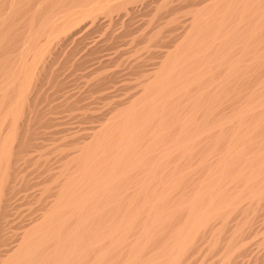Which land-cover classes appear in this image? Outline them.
<instances>
[{"label":"bare ground","instance_id":"6f19581e","mask_svg":"<svg viewBox=\"0 0 264 264\" xmlns=\"http://www.w3.org/2000/svg\"><path fill=\"white\" fill-rule=\"evenodd\" d=\"M0 264H264V0H0Z\"/></svg>","mask_w":264,"mask_h":264},{"label":"rangeland","instance_id":"374dc122","mask_svg":"<svg viewBox=\"0 0 264 264\" xmlns=\"http://www.w3.org/2000/svg\"><path fill=\"white\" fill-rule=\"evenodd\" d=\"M128 90H130V91H131L132 89H128Z\"/></svg>","mask_w":264,"mask_h":264}]
</instances>
